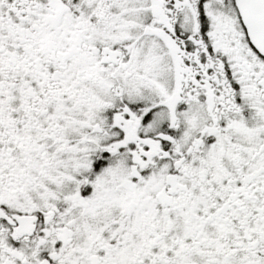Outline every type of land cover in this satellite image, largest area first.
Instances as JSON below:
<instances>
[{
	"label": "snow or ice",
	"instance_id": "6c2138e0",
	"mask_svg": "<svg viewBox=\"0 0 264 264\" xmlns=\"http://www.w3.org/2000/svg\"><path fill=\"white\" fill-rule=\"evenodd\" d=\"M0 264H264V0H0Z\"/></svg>",
	"mask_w": 264,
	"mask_h": 264
}]
</instances>
